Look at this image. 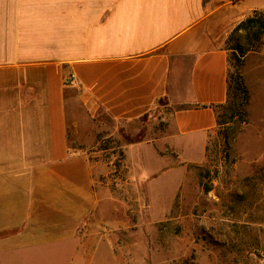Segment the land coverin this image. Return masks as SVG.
Instances as JSON below:
<instances>
[{
  "label": "crops",
  "instance_id": "crops-1",
  "mask_svg": "<svg viewBox=\"0 0 264 264\" xmlns=\"http://www.w3.org/2000/svg\"><path fill=\"white\" fill-rule=\"evenodd\" d=\"M255 13L264 0H0V264L84 260L99 197L69 140L82 124L139 134L170 110L162 144L189 151L199 135L203 154L227 98L225 40ZM157 142L128 147L151 157Z\"/></svg>",
  "mask_w": 264,
  "mask_h": 264
},
{
  "label": "rangeland",
  "instance_id": "rangeland-1",
  "mask_svg": "<svg viewBox=\"0 0 264 264\" xmlns=\"http://www.w3.org/2000/svg\"><path fill=\"white\" fill-rule=\"evenodd\" d=\"M251 33L225 40L228 72L238 73L248 99L236 93L232 118L215 107L203 154L199 135L189 151L162 144L165 109L143 133L119 134L100 117L94 134L85 124L69 134L73 152L91 161L99 197L79 264H264V54ZM144 138L158 139L151 157L128 147Z\"/></svg>",
  "mask_w": 264,
  "mask_h": 264
},
{
  "label": "trees",
  "instance_id": "trees-1",
  "mask_svg": "<svg viewBox=\"0 0 264 264\" xmlns=\"http://www.w3.org/2000/svg\"><path fill=\"white\" fill-rule=\"evenodd\" d=\"M264 30V13L257 14L255 13L252 16H249L243 19L238 25L231 31L229 39L232 38L239 31H251L252 37L255 39L260 38L261 33ZM239 92V95H243L244 101L248 99V91L243 86L241 79L238 76V73L232 75L228 72V87H227V98L226 101L218 106H221L227 110L228 118H232L235 114V103H236V93ZM218 117V115H217ZM218 122V121H217ZM100 148L105 149V144L100 143Z\"/></svg>",
  "mask_w": 264,
  "mask_h": 264
}]
</instances>
